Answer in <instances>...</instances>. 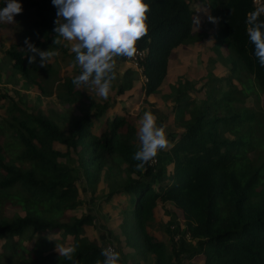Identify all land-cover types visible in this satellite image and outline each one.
Here are the masks:
<instances>
[{
    "label": "trees",
    "instance_id": "16d2710c",
    "mask_svg": "<svg viewBox=\"0 0 264 264\" xmlns=\"http://www.w3.org/2000/svg\"><path fill=\"white\" fill-rule=\"evenodd\" d=\"M252 1L209 0L217 19L213 50L221 56L225 48L228 72L238 75L242 88L231 85L226 90L224 81L212 75L199 90L187 81L183 87H170L167 98L180 132L167 134L169 147L146 170H137L133 159L140 146L133 124L113 112L116 104H99L85 92L87 86L73 85L75 76L50 80L61 85L48 92L38 85L44 95L56 98L61 112H29L12 101L8 120L0 122V264H19V259L29 264H96L104 259L102 247L112 241L121 264H196L198 258L199 264H264V113L246 102L264 94V67L246 30ZM144 2L150 5L148 33L136 47L147 50L138 66L141 91L148 98L159 93L172 53L207 35L194 32V12L187 0ZM23 9L32 11L24 38L40 50L52 47L66 53L52 44L57 19L52 0H31ZM7 55L29 83H35L30 79L33 70L37 80L42 76L46 82L44 68L52 69L48 62L45 67L29 64L26 51ZM135 76L127 68L113 82L118 97L133 88ZM94 123L106 125L99 136L93 133ZM8 142L18 151L5 160ZM55 145L65 146V151ZM85 189L96 212L107 215L111 238L103 244L86 235L87 227L96 228L95 216H67L84 206ZM8 207L24 216L5 217ZM160 208L169 219L161 226L169 235V247L153 234ZM114 226L118 232L112 231ZM45 233L57 237L47 239ZM26 241L34 246L28 249ZM60 244L78 246L73 260L54 250Z\"/></svg>",
    "mask_w": 264,
    "mask_h": 264
},
{
    "label": "rangeland",
    "instance_id": "374dc122",
    "mask_svg": "<svg viewBox=\"0 0 264 264\" xmlns=\"http://www.w3.org/2000/svg\"><path fill=\"white\" fill-rule=\"evenodd\" d=\"M31 0H18L21 3L22 8L26 2ZM191 6V9L194 12V32L198 33H206L207 38L202 42H199L193 46H184L179 51L172 53L170 56V63L168 68V75L166 76L163 84L159 88V93L152 95L148 98H145L141 91V74L134 69L128 62H122L117 59V80H120L122 72L125 69H132L135 71L136 76L133 84V88L127 92L122 97H118L115 92V87H112V90L107 99L101 98L97 92L92 88L87 86L86 93L90 94L93 100L99 104L104 102H109L111 105H115L113 112L119 116H125L128 118L130 123L136 129L138 133L139 128V120L141 119L143 113L145 111H152L153 114L157 116V123L162 124L166 128V134L180 132L177 130L176 123H174V116L172 114L173 103L171 99L167 98L168 93L170 92V87H183L184 81L189 82L190 84L196 83L195 89L199 90L201 86L205 83L208 75H212L213 78L222 79L224 89L228 90L231 85H234L238 89L242 88V82L235 79L238 77L233 74L230 75L228 72V63H226L223 59L226 57L227 52L225 48L221 49L220 55L215 54L213 50L214 40L213 36L215 35V31L217 29V19L215 13L211 12L209 7V0H187ZM5 6V0H0V8ZM209 17H212L213 20H210ZM32 18V11H22L21 14H18L14 17V23L8 24L0 22V122L6 121L9 118L8 110L11 108L12 101L15 105L23 107L25 110L31 112L36 111L37 109H42L44 113H48L50 111L61 112V108L58 106L56 102V98L54 96H46L39 89L38 85H41L48 92L52 87L55 89L57 84L60 83H51L50 80H58L64 77H73L76 76L80 70V68L72 67L75 56H71L72 53L70 51L71 43L70 42H62L61 50L66 51L63 53L59 50V55L54 57L50 62H48L52 67V69H45L46 82L43 81V77L41 76L37 80L34 76L35 73L31 72L30 79L34 80L35 83H29L26 79L20 76L15 69H13V61L7 55L8 51H14L17 53L25 54L26 45L24 43L25 38L24 35L27 33L28 25L30 23V19ZM196 20L199 21L196 24ZM67 43L68 47H64V44ZM48 48L54 49L52 47L41 48V50H47ZM29 54V53H27ZM37 64L40 62V57H36ZM36 64V67H37ZM38 68V67H37ZM230 75V77H229ZM51 76V79L48 77ZM242 81L246 82L247 77L243 73L239 75ZM228 78H234L228 82ZM200 93L195 92L196 98L200 99ZM248 106H252L256 112L260 110L264 113V94H254L250 98L247 99ZM66 116L69 118L71 115L66 110ZM77 115V113H75ZM188 115H186V118ZM106 125L104 123H94L93 133L95 136H99L101 132L105 129ZM257 134L254 133V137ZM138 138V134H137ZM231 138V137H230ZM138 143L139 139H138ZM15 143L8 142L4 151V159L12 158L18 151ZM55 149L64 152L65 146L63 145H55ZM251 155L250 157H253ZM80 184V183H79ZM84 186V184H80V188ZM97 191L101 192V185L99 184L97 187ZM82 196L85 199L84 206L82 208L77 209L74 212H68L67 216H80L85 214H90L91 216H95L97 219L96 228L91 230L89 227L86 228V235L88 238L93 239L97 238L101 244L108 242L111 237L108 232V219L105 212H96V204L91 205L89 201V192L85 189L82 192ZM119 202H124L125 199H119ZM125 204V203H124ZM124 207V206H123ZM108 209V207H106ZM18 214L19 216H24L23 212L18 208L8 207L4 212V216L7 218H12L14 215ZM176 216L180 225H183V220L180 212L176 211ZM168 215L164 213L163 208L159 210V216L156 219L155 229L153 234L157 235L158 238L166 244L168 247L169 235L165 233L162 229V225L166 223L169 219ZM102 224V225H101ZM154 227V225H153ZM173 228V227H172ZM171 228V229H172ZM112 231L118 232V228L116 226L113 227ZM47 239H54L57 236H52L50 234L45 233L44 235ZM177 238H175L176 240ZM116 246L115 242L112 241ZM24 246L28 249H31L34 246V242H24ZM43 247H41L42 249ZM40 250V249H38ZM56 250V248H54ZM58 251V249H57ZM46 253V252H45ZM28 257V255H24ZM201 261V258L195 259V263L198 264ZM19 264H29L27 262H22L19 259ZM186 264V263H185Z\"/></svg>",
    "mask_w": 264,
    "mask_h": 264
},
{
    "label": "clouds",
    "instance_id": "9594fccd",
    "mask_svg": "<svg viewBox=\"0 0 264 264\" xmlns=\"http://www.w3.org/2000/svg\"><path fill=\"white\" fill-rule=\"evenodd\" d=\"M57 9L56 36L52 44L70 42V51L75 54L72 67H79L80 73L72 79L76 87H92L97 94L107 99L117 79V58L132 59L137 54V41L148 33L147 13L150 5L144 0H52ZM23 11L18 0H5L0 8V22L12 24L14 17ZM210 20L214 19L209 17ZM199 21L196 20V24ZM247 35L254 46V55L264 67V0H257V6L247 14ZM28 62L32 64L40 57V66L45 67L59 50H40L26 38L24 41ZM64 47H68L65 43ZM152 111H145L139 120L138 139L140 146L133 159L138 161L137 170H146L158 152L169 147L166 128L157 123ZM77 245H55L58 254L73 260ZM101 262L96 264H121L120 253L112 243L102 247Z\"/></svg>",
    "mask_w": 264,
    "mask_h": 264
},
{
    "label": "built area",
    "instance_id": "2783aa9c",
    "mask_svg": "<svg viewBox=\"0 0 264 264\" xmlns=\"http://www.w3.org/2000/svg\"><path fill=\"white\" fill-rule=\"evenodd\" d=\"M252 2H253V7L255 8L257 6V0H253ZM146 54H147V50L137 51V54L135 55L134 58L129 59L125 57V60L126 62H128V64H130L134 69H136L140 73L138 64L140 61H142L145 58ZM105 246H108V244H106Z\"/></svg>",
    "mask_w": 264,
    "mask_h": 264
},
{
    "label": "crops",
    "instance_id": "0c3cea01",
    "mask_svg": "<svg viewBox=\"0 0 264 264\" xmlns=\"http://www.w3.org/2000/svg\"><path fill=\"white\" fill-rule=\"evenodd\" d=\"M199 264V263H198Z\"/></svg>",
    "mask_w": 264,
    "mask_h": 264
}]
</instances>
